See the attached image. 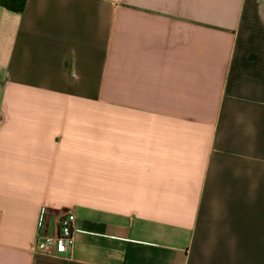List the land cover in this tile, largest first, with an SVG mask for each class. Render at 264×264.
<instances>
[{
    "label": "crops",
    "instance_id": "1",
    "mask_svg": "<svg viewBox=\"0 0 264 264\" xmlns=\"http://www.w3.org/2000/svg\"><path fill=\"white\" fill-rule=\"evenodd\" d=\"M0 264H264L261 0L0 6Z\"/></svg>",
    "mask_w": 264,
    "mask_h": 264
},
{
    "label": "built area",
    "instance_id": "2",
    "mask_svg": "<svg viewBox=\"0 0 264 264\" xmlns=\"http://www.w3.org/2000/svg\"><path fill=\"white\" fill-rule=\"evenodd\" d=\"M42 218L41 216L40 219ZM74 221L71 212L62 211L58 218L56 234L41 238L35 246L36 252L55 256L71 253L74 244Z\"/></svg>",
    "mask_w": 264,
    "mask_h": 264
},
{
    "label": "trees",
    "instance_id": "3",
    "mask_svg": "<svg viewBox=\"0 0 264 264\" xmlns=\"http://www.w3.org/2000/svg\"><path fill=\"white\" fill-rule=\"evenodd\" d=\"M27 0H0V6L15 14L23 12Z\"/></svg>",
    "mask_w": 264,
    "mask_h": 264
},
{
    "label": "rangeland",
    "instance_id": "4",
    "mask_svg": "<svg viewBox=\"0 0 264 264\" xmlns=\"http://www.w3.org/2000/svg\"><path fill=\"white\" fill-rule=\"evenodd\" d=\"M261 2L263 3V8H264V0H261Z\"/></svg>",
    "mask_w": 264,
    "mask_h": 264
}]
</instances>
